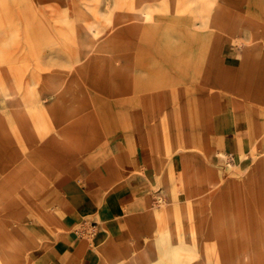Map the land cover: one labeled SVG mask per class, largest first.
<instances>
[{
	"label": "rangeland",
	"instance_id": "374dc122",
	"mask_svg": "<svg viewBox=\"0 0 264 264\" xmlns=\"http://www.w3.org/2000/svg\"><path fill=\"white\" fill-rule=\"evenodd\" d=\"M246 52L251 70L240 74ZM244 88L251 101L239 95ZM229 99L264 114V0H0V264H13L5 254L26 257L37 246V238L26 239L32 213L50 226L52 212L43 197L56 171L87 158L93 172L86 189L93 178L108 194L131 177L134 169L123 162L135 157L137 146L161 160V185H198L207 193L214 172L220 186L209 196L221 189L218 229L244 228L235 224L240 201L230 194L244 182L254 237L240 245L250 244L255 253L233 255L228 264H264L258 253L264 248V209L257 207L253 188L264 186V134L257 144H242L238 154L233 141L247 126L236 125V132L217 126L206 111ZM214 131L230 134L225 158L208 145ZM114 167L123 173L115 180L104 172ZM180 213L159 196L140 247L111 238L98 247L99 238L81 222L96 220L104 228L100 215L79 218L74 229L100 264L122 255L123 264H137L145 251L160 262L166 250L165 264H183L189 256L185 264H205ZM190 214L188 202L183 215ZM173 252L181 259L174 260Z\"/></svg>",
	"mask_w": 264,
	"mask_h": 264
},
{
	"label": "crops",
	"instance_id": "0c3cea01",
	"mask_svg": "<svg viewBox=\"0 0 264 264\" xmlns=\"http://www.w3.org/2000/svg\"><path fill=\"white\" fill-rule=\"evenodd\" d=\"M250 60V55L246 52L242 57L240 74L248 73L251 70ZM249 93L250 91L244 88L239 95L251 101L252 97ZM258 98H261V95ZM212 108H206L209 113L207 115L210 116L209 118H214L216 122L219 121L216 123L217 126L218 124H222L226 128L232 126L234 131L238 124L247 126L246 130L239 129L237 131L240 139L238 141L234 139L233 141L238 154L242 153V144H246V146H248V143L250 145L253 142L257 144L259 138L264 134V114H262L261 109L253 114L248 106L232 99L221 104L220 107L212 105ZM221 109L222 112L219 115L217 111H221ZM205 120L207 121V119ZM229 137L228 132L214 131L209 135L207 142L210 148L222 153V155H219L220 157L225 158L227 153L222 151L227 150ZM137 147L135 157L123 162L126 169H134L132 175L131 173L125 175H131V177L124 185H114L108 194H105L102 187H97L93 178L89 180L92 184L90 190L86 189L85 180L93 172V166L87 158H80L68 171H56L50 180L49 191L43 197L52 212L50 226H44L32 213V218L28 220L30 230L29 233H26V239H30L31 236L37 238V246L28 250L26 257L13 254L12 258L11 256L9 258L5 254L7 259L13 264L16 261H18L17 264H100L99 254L88 246L85 238L76 233L74 228L77 225V220L81 217L101 216L104 220V228L96 220H90L88 223L81 222L87 225L95 223L94 233L96 238H99L97 239V245L100 248L106 246V241L109 238L117 242L123 239H127L129 242L135 241L136 247H140L152 229L153 210L159 196L162 197L169 210L174 206L180 208L182 211L179 216L180 223L184 227H192L194 230L192 238L196 241L198 252L205 259V264H228V258L233 255L239 254L242 257L243 252L249 255L255 253L250 244L240 245L242 239L249 242V239L254 237L250 233L252 231L249 229V220L243 198L244 187L247 186L243 185L244 182L239 185V193L235 190V185L230 189L232 199L235 198L240 201V219L236 217L235 224L241 222L239 227L244 228H236L233 231H228L225 228L218 229L214 223L216 217L215 201L218 194H220L218 191L221 189L219 188L218 191L212 194L213 196L211 195L213 198L209 196L210 191H214L216 187L220 186L217 182L218 179L212 177L214 172L212 170L209 172V181H216V183H209L210 187L207 193H202L203 190L198 185H187L186 187L179 184L161 185L159 182L162 173L161 160H156V157L152 155L144 156L141 148L139 152ZM217 161H220V159L218 158ZM213 163L217 164V162ZM251 163L248 160L246 164L250 166ZM104 172L106 176L112 174L114 176L113 180L118 179V176L123 174L117 167L106 168ZM104 181L102 186L107 184ZM253 188H256L258 194L257 207L260 211H263L264 186L253 185ZM194 193L202 195L193 200L191 195ZM224 193L228 195V189L224 190ZM102 200V204L98 206ZM188 202L191 204V214L189 217H185L183 209ZM204 205L209 206V209L207 210ZM196 218L199 219L196 220ZM168 222L172 224L174 218L170 217ZM85 227L87 226L85 225ZM103 229H105L104 233H102ZM2 232L5 233L6 231L3 230ZM4 233L1 236H7ZM260 233L258 231L259 235ZM186 238L189 239L191 236L186 235ZM229 242L233 245H228ZM2 252L5 251L2 250ZM258 253L264 255V248L260 249ZM174 254L178 255L177 252L172 253V255ZM166 255L170 256L167 250L162 255L164 260L156 262V259H153L150 253L145 251L142 261L136 263L165 264ZM19 258L22 260L19 261ZM120 258L121 260L116 264H123V255ZM192 259L193 257L189 256L185 259L187 261L182 263H188ZM247 264L253 263L250 261Z\"/></svg>",
	"mask_w": 264,
	"mask_h": 264
},
{
	"label": "bare ground",
	"instance_id": "6f19581e",
	"mask_svg": "<svg viewBox=\"0 0 264 264\" xmlns=\"http://www.w3.org/2000/svg\"><path fill=\"white\" fill-rule=\"evenodd\" d=\"M218 155H222V153H221V152H218ZM224 160H225V159H224ZM209 183H211V184H215L216 181H215V182H210V181H209ZM168 256H169V255H168ZM168 256L166 255L165 257L167 258ZM173 258H174V260H175V259H176V260H180V259H181V258L179 259V257H178L177 254H174V255H173ZM119 259H120V258L118 257V259H117V260H114L111 264H116V263L119 261Z\"/></svg>",
	"mask_w": 264,
	"mask_h": 264
},
{
	"label": "built area",
	"instance_id": "2783aa9c",
	"mask_svg": "<svg viewBox=\"0 0 264 264\" xmlns=\"http://www.w3.org/2000/svg\"><path fill=\"white\" fill-rule=\"evenodd\" d=\"M95 223H90L88 224L89 225V228L92 230V233H94V229H95ZM83 228L85 229V225H83Z\"/></svg>",
	"mask_w": 264,
	"mask_h": 264
}]
</instances>
